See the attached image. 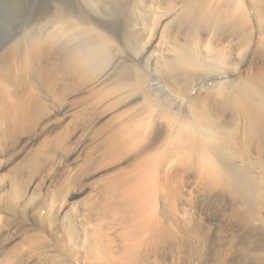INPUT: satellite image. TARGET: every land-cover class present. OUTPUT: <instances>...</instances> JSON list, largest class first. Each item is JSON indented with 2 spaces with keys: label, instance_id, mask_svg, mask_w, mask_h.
I'll list each match as a JSON object with an SVG mask.
<instances>
[{
  "label": "bare ground",
  "instance_id": "obj_1",
  "mask_svg": "<svg viewBox=\"0 0 264 264\" xmlns=\"http://www.w3.org/2000/svg\"><path fill=\"white\" fill-rule=\"evenodd\" d=\"M248 2L0 0V264H264Z\"/></svg>",
  "mask_w": 264,
  "mask_h": 264
},
{
  "label": "rangeland",
  "instance_id": "obj_2",
  "mask_svg": "<svg viewBox=\"0 0 264 264\" xmlns=\"http://www.w3.org/2000/svg\"><path fill=\"white\" fill-rule=\"evenodd\" d=\"M247 5H248V8H247V9L249 10L251 20L253 21V23H255L256 18L253 17L252 7H251V5L249 4L248 0H247ZM254 26H255V25H254ZM255 28H256V27H255ZM256 30H257V28H256ZM257 42H258V39L254 41V46L257 45ZM254 49H255V47L253 48V52H252L251 58H252L253 55H254V51H255ZM238 75H239V74H238ZM238 75H237V76H238Z\"/></svg>",
  "mask_w": 264,
  "mask_h": 264
},
{
  "label": "crops",
  "instance_id": "obj_3",
  "mask_svg": "<svg viewBox=\"0 0 264 264\" xmlns=\"http://www.w3.org/2000/svg\"><path fill=\"white\" fill-rule=\"evenodd\" d=\"M256 27V26H255Z\"/></svg>",
  "mask_w": 264,
  "mask_h": 264
}]
</instances>
